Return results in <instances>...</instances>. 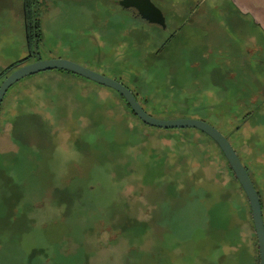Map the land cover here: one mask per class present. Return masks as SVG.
Returning <instances> with one entry per match:
<instances>
[{
    "label": "rangeland",
    "instance_id": "rangeland-1",
    "mask_svg": "<svg viewBox=\"0 0 264 264\" xmlns=\"http://www.w3.org/2000/svg\"><path fill=\"white\" fill-rule=\"evenodd\" d=\"M0 0V73L65 59L122 82L159 119L225 135L264 215V31L230 0ZM0 79V83H1ZM0 107V264H260L247 196L196 130H159L122 97L59 70Z\"/></svg>",
    "mask_w": 264,
    "mask_h": 264
},
{
    "label": "water",
    "instance_id": "water-1",
    "mask_svg": "<svg viewBox=\"0 0 264 264\" xmlns=\"http://www.w3.org/2000/svg\"><path fill=\"white\" fill-rule=\"evenodd\" d=\"M119 3L123 8H135L142 19H145L152 24L160 25L163 28L166 27V19L163 12L159 7L154 5L155 3L152 0H120ZM49 70L70 71L75 73V75L82 76L98 83L102 85V87H109L117 91L124 97V99H126L129 106L132 108V112H134L138 118L147 125L160 129H197L210 136L224 153L226 161H228L234 172L233 174H235L237 180L241 184L240 186L243 188L247 196L246 199L250 203L254 222L253 226L255 227L257 235L256 239H258L260 264H264V215L262 212L263 208L261 199H259V193L254 186L249 173H247V168L240 160V157L234 147H232L233 145L229 139L225 135H222L221 131L211 125L210 122L208 123L198 119H156V117H153L145 111L138 99L135 98V94L122 82L99 74L98 72L88 69L76 62L65 59H50L49 61L38 60L36 62L24 64L15 69L10 75L6 76L0 85V107L8 92L7 90L15 83L27 76Z\"/></svg>",
    "mask_w": 264,
    "mask_h": 264
},
{
    "label": "crops",
    "instance_id": "crops-1",
    "mask_svg": "<svg viewBox=\"0 0 264 264\" xmlns=\"http://www.w3.org/2000/svg\"><path fill=\"white\" fill-rule=\"evenodd\" d=\"M240 15H245L264 31V0H230Z\"/></svg>",
    "mask_w": 264,
    "mask_h": 264
},
{
    "label": "trees",
    "instance_id": "trees-1",
    "mask_svg": "<svg viewBox=\"0 0 264 264\" xmlns=\"http://www.w3.org/2000/svg\"><path fill=\"white\" fill-rule=\"evenodd\" d=\"M27 62H29V57H26V58H23V59H20L19 61H16V62H13V63H10L9 64V66L4 70V71H2L1 73H0V79H2L1 80V83L3 82V80L6 78V76H8V75H10V73L11 72H13L15 69H17L18 67H20V66H22V65H24V64H27ZM59 71H65V72H67V73H72V72H70V71H66V70H59ZM72 74H74L75 75V73H72ZM79 76V75H78ZM81 77V76H80ZM85 79V78H84ZM93 82V81H92ZM1 83H0V85H1ZM95 83V82H94ZM96 84H98V83H96ZM99 86H102V85H100V84H98ZM103 87H105V86H103ZM107 88H109V87H107ZM129 88V87H128ZM109 89H111V88H109ZM113 90V89H112ZM115 91V90H114ZM132 91V90H131ZM117 92V91H116ZM133 92V91H132ZM118 93V92H117ZM134 94H135V96L137 97V95H136V93L135 92H133ZM119 94V93H118ZM120 95V94H119ZM120 97H122V99H124V97L122 96V95H120ZM135 97V98H136ZM137 99V98H136ZM125 100V102L127 103V105H128V107H129V109H131L130 111L132 112V108L129 106V104H128V102L126 101V99H124ZM138 101H139V99H138ZM140 102V101H139ZM141 103V102H140ZM141 105H142V103H141ZM143 106V105H142ZM143 108H144V106H143ZM145 109V108H144ZM134 113V112H133ZM135 114V113H134ZM136 115V114H135ZM137 116V115H136ZM138 117V116H137ZM142 121V120H141ZM143 122V121H142ZM143 125H147V124H145L144 122H143ZM148 126H150V125H148ZM150 127H152V126H150ZM153 128H156V127H153ZM156 129H159V130H165V131H173V130H196V132L197 131H199V132H201V133H203L204 135H206V133H204V132H202V131H200V130H197V129H160V128H156ZM209 139H211L215 144H217L210 136H208V135H206ZM218 145V144H217ZM218 148H219V145H218ZM220 150H221V148H220ZM222 151V150H221ZM224 154V153H223ZM225 156V155H224ZM241 185V184H240ZM241 187V186H240Z\"/></svg>",
    "mask_w": 264,
    "mask_h": 264
},
{
    "label": "flooded vegetation",
    "instance_id": "flooded-vegetation-1",
    "mask_svg": "<svg viewBox=\"0 0 264 264\" xmlns=\"http://www.w3.org/2000/svg\"><path fill=\"white\" fill-rule=\"evenodd\" d=\"M153 2H154V0H152ZM34 4H35V0H29V4H28V6H29V8L28 9H26L25 11L26 12H33L34 10H33V8H34ZM118 4L120 5V3H119V1H118ZM120 7H121V5H120ZM123 8V7H122ZM124 10H126V11H129V10H131L132 12H135L136 14H137V16L139 17L140 15H139V13H138V11L135 9V8H123ZM141 17V16H140ZM142 18V17H141ZM145 20V19H144ZM147 21V20H146ZM157 25V24H156ZM159 26V25H158ZM160 27H162V26H160ZM166 28V27H165ZM246 167V166H245ZM248 170V169H247ZM249 172V171H248ZM247 172V173H248ZM250 175V174H249ZM251 177V176H250ZM252 179V178H251ZM253 181V180H252ZM254 183V182H253ZM255 185V184H254ZM256 187V186H255ZM257 189V188H256ZM258 191V190H257ZM259 193V192H258ZM260 196V195H259ZM261 198V197H260ZM259 198V199H260ZM261 203H262V200H261ZM262 208H263V205H262Z\"/></svg>",
    "mask_w": 264,
    "mask_h": 264
}]
</instances>
